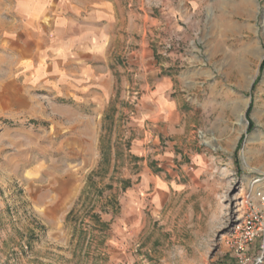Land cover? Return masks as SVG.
I'll use <instances>...</instances> for the list:
<instances>
[{
	"label": "rangeland",
	"instance_id": "1",
	"mask_svg": "<svg viewBox=\"0 0 264 264\" xmlns=\"http://www.w3.org/2000/svg\"><path fill=\"white\" fill-rule=\"evenodd\" d=\"M26 3L0 0V264L234 263L264 190V0L146 3L108 100L25 65Z\"/></svg>",
	"mask_w": 264,
	"mask_h": 264
},
{
	"label": "crops",
	"instance_id": "2",
	"mask_svg": "<svg viewBox=\"0 0 264 264\" xmlns=\"http://www.w3.org/2000/svg\"><path fill=\"white\" fill-rule=\"evenodd\" d=\"M189 1L27 0L24 15L33 21L35 31L19 55L26 66L33 65L40 75L62 84L67 94L79 88L108 100L111 69L122 66L120 57L130 49L132 39L138 44L134 35L139 33L138 20L147 17L146 3L163 4V10L169 5L170 14L176 16L178 3ZM154 9L153 14L162 13L161 7Z\"/></svg>",
	"mask_w": 264,
	"mask_h": 264
},
{
	"label": "built area",
	"instance_id": "3",
	"mask_svg": "<svg viewBox=\"0 0 264 264\" xmlns=\"http://www.w3.org/2000/svg\"><path fill=\"white\" fill-rule=\"evenodd\" d=\"M261 208L250 210L243 221V225L235 241L236 261L232 264H257L258 258L250 255V247L257 237L263 236L264 240V190L258 193ZM262 248H264V243Z\"/></svg>",
	"mask_w": 264,
	"mask_h": 264
},
{
	"label": "bare ground",
	"instance_id": "4",
	"mask_svg": "<svg viewBox=\"0 0 264 264\" xmlns=\"http://www.w3.org/2000/svg\"><path fill=\"white\" fill-rule=\"evenodd\" d=\"M244 3H245V2H244ZM244 3H243V5L241 6V9H244V5H245ZM247 72H248V71H247V69H246L245 67H242V66H241L240 69L238 68V73H239L238 75H239L240 79H243V78H244V79H247V78H248V77H247Z\"/></svg>",
	"mask_w": 264,
	"mask_h": 264
}]
</instances>
